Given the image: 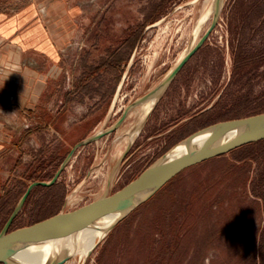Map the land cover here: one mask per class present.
<instances>
[{"label":"rangeland","instance_id":"374dc122","mask_svg":"<svg viewBox=\"0 0 264 264\" xmlns=\"http://www.w3.org/2000/svg\"><path fill=\"white\" fill-rule=\"evenodd\" d=\"M205 2L0 0V12H28L27 28L40 26L59 54L43 64L46 78L59 73L48 78L43 101L50 111L32 112L53 120L52 128L35 125L9 162L13 170L0 178V232L32 183L51 180L77 143L114 125L177 65L195 39ZM224 6L210 39L151 114L143 119L140 106L116 133L77 150L54 186L33 190L12 230L117 192L203 127L264 113V0H225ZM111 53L126 55L128 63L92 74ZM129 131L136 135L128 141ZM218 158L182 173L108 232L86 261L71 264H264V144Z\"/></svg>","mask_w":264,"mask_h":264},{"label":"water","instance_id":"95a60500","mask_svg":"<svg viewBox=\"0 0 264 264\" xmlns=\"http://www.w3.org/2000/svg\"><path fill=\"white\" fill-rule=\"evenodd\" d=\"M224 4L225 0L213 1V15L210 27L203 34L198 44L170 70L155 88L129 103L123 115L114 125L87 136L85 140L77 143L61 163L60 169L51 180L46 182L35 181L32 183L20 199L13 214L5 223L4 229L0 232V264H18L13 260V257L21 249L34 244L45 243L49 240H58L62 239V237L74 235L84 227H96L98 226L97 222L104 214L119 213V218L108 228V232H110L121 221L140 208V206L146 204L147 201L160 193L162 188L172 182L177 176L188 171V169L202 165L206 161L229 155L231 152L241 149L246 145L264 141V113L216 122L190 134L186 139L174 145L171 150L159 157L157 161L147 167L131 183L119 189L117 192L108 193L107 191L103 197L78 207L76 210L62 211L61 213L48 217V219L36 222L31 226L12 230V224L21 213L22 208L30 198L33 190L36 187L47 188L54 186L74 159L77 150L116 133L124 124L129 114L138 107L143 106L144 103L150 101H154L155 104L157 103L159 98L165 94L176 77L184 69L186 63L210 39L212 32L220 22L219 19L225 7ZM132 144L133 142H130L125 153L121 156V162L129 154ZM181 149H185V154L172 158ZM110 186L111 182L108 184V189ZM70 259V256L64 254L62 257L52 258L48 264H65Z\"/></svg>","mask_w":264,"mask_h":264},{"label":"crops","instance_id":"0c3cea01","mask_svg":"<svg viewBox=\"0 0 264 264\" xmlns=\"http://www.w3.org/2000/svg\"><path fill=\"white\" fill-rule=\"evenodd\" d=\"M28 14L10 16L0 12V178L13 170L9 162L30 142L33 127L47 126L49 132L53 124L47 118H33L32 112L43 111L47 116L50 111L43 101L51 85L48 78H56L59 73L54 70L46 78L43 64L53 63L59 54L54 43L43 36L40 26L27 28L33 20ZM28 54L35 58L29 61Z\"/></svg>","mask_w":264,"mask_h":264},{"label":"bare ground","instance_id":"6f19581e","mask_svg":"<svg viewBox=\"0 0 264 264\" xmlns=\"http://www.w3.org/2000/svg\"><path fill=\"white\" fill-rule=\"evenodd\" d=\"M213 1L214 0H206L205 4H203L204 7L201 9L200 16L197 19V24L194 27V30L196 31L195 39L190 47V50L198 44V42L202 38H199L198 35L200 30L212 18ZM190 50L184 52L179 61L182 60ZM154 104V101L146 102L143 104V119L154 109ZM130 135L132 138H134L136 135V131H129L125 134V136L127 137ZM127 140L129 141V137L127 138ZM185 152V149H181L179 152L175 153L172 158L182 156L183 154H185ZM119 216V213L104 214L97 222L98 226L84 227L81 229V231L76 232V234L74 235L62 237V239L58 240H49L45 243L28 246L15 253L13 260L18 264H48L52 258H59L64 254H67L71 257V259L77 258L79 262L83 263L91 256L98 244L105 238V235L108 232V228L115 223ZM71 263V261H68L65 264Z\"/></svg>","mask_w":264,"mask_h":264},{"label":"trees","instance_id":"16d2710c","mask_svg":"<svg viewBox=\"0 0 264 264\" xmlns=\"http://www.w3.org/2000/svg\"><path fill=\"white\" fill-rule=\"evenodd\" d=\"M155 21H156V18L155 19H150V20H148L146 22H148V24H150V23L152 24V23H155ZM133 31H134V29H133ZM142 31H143V29L138 31V33L136 32V34H134V42L132 43V47L133 48L136 45H138V43L140 42ZM101 62L102 63L99 64V66L96 69H93V70L91 69L92 70V74H95V76H99V74L102 71V69H106V71L108 72V71H113L115 68H121V67L125 66L128 63V58L124 54L111 53L110 55H108L107 58H105ZM86 76H87V74H86ZM263 144H264V141H260V142H258L256 144L246 145L243 148L238 149L236 151L244 150V148L258 147V145H263ZM236 151H233V152H236ZM216 159H219V158H216ZM216 159L206 161L205 163H202V164H207V163H210V162H214V161H216ZM200 166H202V165H199V166H196V167H193V168H190V169H194V168H197V167H200ZM174 180L172 182H170L168 185L173 183Z\"/></svg>","mask_w":264,"mask_h":264}]
</instances>
